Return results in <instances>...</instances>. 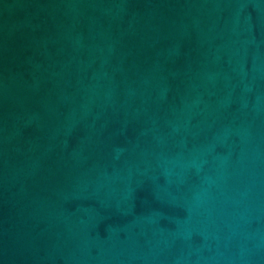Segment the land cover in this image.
Returning a JSON list of instances; mask_svg holds the SVG:
<instances>
[{
  "label": "water",
  "instance_id": "water-1",
  "mask_svg": "<svg viewBox=\"0 0 264 264\" xmlns=\"http://www.w3.org/2000/svg\"><path fill=\"white\" fill-rule=\"evenodd\" d=\"M0 264H264V0H0Z\"/></svg>",
  "mask_w": 264,
  "mask_h": 264
}]
</instances>
